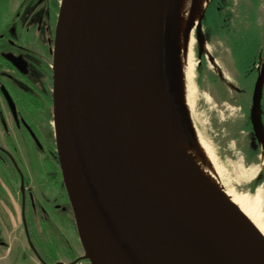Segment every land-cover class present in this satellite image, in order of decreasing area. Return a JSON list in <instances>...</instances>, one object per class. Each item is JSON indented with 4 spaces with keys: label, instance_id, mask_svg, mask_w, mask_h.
<instances>
[{
    "label": "water",
    "instance_id": "obj_1",
    "mask_svg": "<svg viewBox=\"0 0 264 264\" xmlns=\"http://www.w3.org/2000/svg\"><path fill=\"white\" fill-rule=\"evenodd\" d=\"M177 0H61L52 124L62 183L89 264H264V238L154 135L177 97ZM207 2L205 9L208 5ZM196 38L201 45V22ZM264 64L251 98L259 120Z\"/></svg>",
    "mask_w": 264,
    "mask_h": 264
},
{
    "label": "flooded vegetation",
    "instance_id": "obj_2",
    "mask_svg": "<svg viewBox=\"0 0 264 264\" xmlns=\"http://www.w3.org/2000/svg\"><path fill=\"white\" fill-rule=\"evenodd\" d=\"M60 1L9 0L4 13L0 16V127L4 128L5 140V144L0 145V157L5 162V170L8 168L7 172H4L5 179H0V198L5 206L3 209L0 208V264H89L83 259V254H76L82 247L60 171L58 175L59 187L61 186L63 190L60 198L63 207L55 203L57 199L55 196L53 199L49 198L50 193L53 195V190L50 192L45 190L43 198L40 197V185L37 183L33 186L28 172H22L17 163V160H23L21 146L33 142L42 150L24 116L31 107L30 101L39 106L37 108L49 106L52 113L51 49ZM217 6L219 11L218 18L215 19L217 44L228 49L234 63L235 76L240 74L243 78L242 84L236 79L242 89H235L237 99H234L228 97L226 94L228 87L218 77L221 86L220 98L238 106L239 112L243 114L244 123L241 128L247 140L244 158L246 162L255 164L259 156L261 169L258 172L261 173L254 179L252 186L259 185L264 183L262 165L264 154L252 131L249 114L254 83L264 64V0H222ZM246 13H251L249 19L252 25L244 23L248 17ZM231 17L238 19L240 29L235 25H232L234 31L226 29V22L228 20L232 22ZM205 20H209L207 15L204 23ZM230 32L241 36L233 39L228 35ZM240 44L244 45L242 51L238 48ZM244 52L249 54L246 60L242 59V56L246 55ZM248 92L250 99L246 101L243 98ZM20 95L24 100L20 101L21 105L18 106ZM259 120L264 135V77ZM7 191L15 199L14 205L9 202ZM37 197L42 200H38ZM60 210H68L71 216L77 236V243L71 241L73 245L66 240L65 233L61 237L59 226L53 222L52 215ZM10 215L16 221L15 228L9 224ZM6 228L11 234L10 244L15 245L14 252L12 253L13 248H10L11 251L7 255L4 254L9 247L5 235Z\"/></svg>",
    "mask_w": 264,
    "mask_h": 264
},
{
    "label": "rangeland",
    "instance_id": "obj_3",
    "mask_svg": "<svg viewBox=\"0 0 264 264\" xmlns=\"http://www.w3.org/2000/svg\"><path fill=\"white\" fill-rule=\"evenodd\" d=\"M220 1L222 0H215L214 3L217 2L218 4ZM8 2L9 0H0V16L4 13ZM214 3L210 5V10L207 13L209 20H205L203 24L201 22V45L197 42L196 27L192 31L190 57L193 64V94L192 97L188 96V101L192 102V120L199 136L208 148L223 188L246 195L249 204L258 197L257 209L260 213V224L264 231V183L254 185L251 188L254 179L261 173L258 172L261 169V160L258 156V161L255 164L245 161L247 140L244 138L245 133L242 132L241 128L244 123L243 114L241 111L239 112L238 106L231 105L220 98L219 88L221 86H219L218 77L228 87L226 89L228 97L234 99H237L235 89H242L240 84H242L243 78L240 74L235 76L234 63L229 56L228 49L221 48L217 44L215 24H212L211 19L216 8ZM261 18L262 16H260ZM248 22L252 25L250 19ZM236 79L240 84L236 82ZM232 88L234 89L231 91ZM247 94L243 98L246 101L250 99L249 92ZM23 100L24 97L22 98L20 95V100L17 102L18 106ZM30 105L29 111L25 112L24 116L42 150L33 142L21 146L20 151L23 160H17V163L22 172H28L33 186L37 183L40 185V197L43 198L45 190L49 192L53 190L54 193L53 195L50 193L49 198L53 199L55 196L57 198L55 203L63 207V202L60 199L63 190L61 186L59 187V166L56 152L53 149L55 146L51 109L49 106L37 108L39 106H36L33 101H30ZM3 132L4 128L0 127V145L2 146L5 144ZM7 170H5V162L0 157V179H5L4 172ZM55 179L57 183H55ZM7 183L9 182L7 181ZM40 197H37L38 200H42ZM54 214L52 215L53 222L59 226L61 237L65 233L67 235L66 240L71 245L73 242L77 243V236L68 210L56 211ZM14 250L15 245H13L12 253ZM76 254H83L82 250L80 249Z\"/></svg>",
    "mask_w": 264,
    "mask_h": 264
},
{
    "label": "bare ground",
    "instance_id": "obj_4",
    "mask_svg": "<svg viewBox=\"0 0 264 264\" xmlns=\"http://www.w3.org/2000/svg\"><path fill=\"white\" fill-rule=\"evenodd\" d=\"M209 0H177L175 7V53L179 76L177 97L182 108L183 124L169 110L152 125L157 139L224 204L240 214L264 238L257 209L258 197L249 204L247 196L233 190H225L220 183L217 169L205 143L198 134L192 120L193 64L190 57L192 31ZM264 167V159L262 163Z\"/></svg>",
    "mask_w": 264,
    "mask_h": 264
},
{
    "label": "trees",
    "instance_id": "obj_5",
    "mask_svg": "<svg viewBox=\"0 0 264 264\" xmlns=\"http://www.w3.org/2000/svg\"><path fill=\"white\" fill-rule=\"evenodd\" d=\"M250 1V0H249ZM215 2V0H211L210 2H209V4H208V6L206 7V9H205V13H204V17H203V19H202V24L204 23L203 21H204V19H205V16L207 15V13H208V11L210 10L209 8H210V5L212 4V3H214ZM215 4V11H214V14H213V16H212V22H214V28H215V32H216V37L218 36L217 35V22H215V19H217L218 18V4H217V2L216 3H214ZM246 15L248 16V17H246V21H244V23L245 24H249V22H248V19L250 18L249 16L251 15V13H246ZM232 18V22L230 23V21L228 20V22H226V29H229V30H235V29H232V25H235V26H237L238 28L241 26L240 24H238V19L236 18H234V17H231ZM248 18V19H247ZM243 23V24H244ZM244 24V25H245ZM241 28V27H240ZM239 28V29H240ZM232 34H234V36L232 35ZM228 35H230V37L231 38H235V37H240V36H238L236 33H234V32H230V34L228 33ZM238 48H239V51H242L243 49H244V45H242V44H240V46H238ZM245 53V52H244ZM246 54V53H245ZM249 54L247 53L244 57L242 56V59L244 60H246V59H248V56ZM254 186H252V188H253Z\"/></svg>",
    "mask_w": 264,
    "mask_h": 264
},
{
    "label": "crops",
    "instance_id": "obj_6",
    "mask_svg": "<svg viewBox=\"0 0 264 264\" xmlns=\"http://www.w3.org/2000/svg\"><path fill=\"white\" fill-rule=\"evenodd\" d=\"M3 190H5L6 191V189L4 188ZM7 193H8V197H9V202H11V205L13 204L14 205V201H15V199L12 197V194L10 195L9 194V192L7 191ZM9 204V203H8ZM5 206H4V202L1 200V198H0V208L1 209H3ZM3 224V223H2ZM9 224L12 226V227H16V221H14L13 220V218H11V215H10V218H9ZM4 225V224H3ZM6 230V232H5V235H6V240H7V242H8V244H9V247L7 248V250H6V252L4 253L5 255H7V254H9L10 253V251H11V249L13 248V246L10 244L11 243V240H12V238H11V234H10V232H9V230L6 228L5 229ZM11 248V249H10ZM7 259V258H6Z\"/></svg>",
    "mask_w": 264,
    "mask_h": 264
}]
</instances>
